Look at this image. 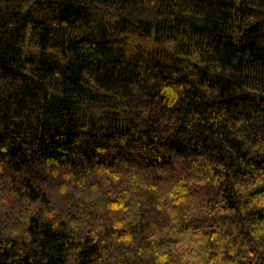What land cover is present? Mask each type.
I'll return each instance as SVG.
<instances>
[{
  "label": "trees",
  "instance_id": "1",
  "mask_svg": "<svg viewBox=\"0 0 264 264\" xmlns=\"http://www.w3.org/2000/svg\"><path fill=\"white\" fill-rule=\"evenodd\" d=\"M0 264H264V0H0Z\"/></svg>",
  "mask_w": 264,
  "mask_h": 264
}]
</instances>
